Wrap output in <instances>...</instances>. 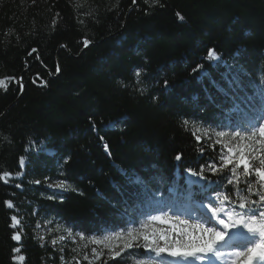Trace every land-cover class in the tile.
I'll list each match as a JSON object with an SVG mask.
<instances>
[{
    "label": "trees",
    "instance_id": "16d2710c",
    "mask_svg": "<svg viewBox=\"0 0 264 264\" xmlns=\"http://www.w3.org/2000/svg\"><path fill=\"white\" fill-rule=\"evenodd\" d=\"M0 80V175L27 160L21 189L0 180V264H18L19 248L24 264H60L35 234L41 219L86 239L141 230L201 201L185 175L213 164L205 179L238 202L216 149L192 133L230 132L236 103L260 107L264 0H0ZM60 182L64 194L45 187Z\"/></svg>",
    "mask_w": 264,
    "mask_h": 264
},
{
    "label": "snow or ice",
    "instance_id": "6c2138e0",
    "mask_svg": "<svg viewBox=\"0 0 264 264\" xmlns=\"http://www.w3.org/2000/svg\"><path fill=\"white\" fill-rule=\"evenodd\" d=\"M84 43L87 46L89 42L85 41ZM33 51L36 50L33 49ZM207 59L216 61L219 60V57L215 50L210 49ZM135 74L137 77L141 75L139 71ZM231 83L232 81H229V84ZM165 87H167V81H165ZM0 88L7 90L5 80H0ZM259 95L261 98L260 107L255 108L249 105L251 113L255 114L245 112L241 105L236 103L232 111L240 114V119L234 122L230 132L217 131L214 133L218 138L229 136L233 141L237 139L240 141L232 146L224 144L223 147L227 151L220 153L222 167L228 168L231 173V178L227 182L234 185L239 197L236 204H233L230 194H225L215 188L211 189L216 193L215 199L213 200L211 196L208 197L207 205H201L202 208H206V211L194 217L193 223L189 224L187 220L180 219L183 213H173L177 224H173L170 231L161 229L157 232L154 230L149 236L139 229L130 228L126 230V233L107 234L101 238L92 237L90 242L99 246V248L92 249L93 258L99 259L105 254L110 257L120 256L123 249L132 248L133 242L142 238L146 242L144 247L155 253L158 259L137 260L136 264H170L168 258H172L171 264H264V89L259 91ZM248 100L254 101V97H248ZM184 124L187 125L188 121H184ZM200 131V128H196L192 133L197 141L201 139L197 135V132ZM203 135L209 136L208 131L205 130ZM216 142L221 143V140L218 139ZM180 159L181 156L177 155L176 160ZM21 165H23V159H21ZM208 169L215 171L216 165H209ZM237 169L242 171L238 173ZM187 171L193 177H198L200 180L205 179L203 167L199 172L192 169ZM10 175L4 173L0 175V180L7 183L6 177ZM240 175L245 177L244 191L247 195H240ZM35 183H40V181H35ZM254 185L256 191L253 190ZM55 187L64 188V183L60 182ZM203 187L205 192L209 191L207 186ZM250 195L256 196L258 199H249ZM6 203L9 208L13 207L11 202ZM226 203L232 206L226 208ZM160 211L162 215H152L150 221L165 223L167 220L173 219V217H168L167 212L163 209ZM12 221L14 225L19 222L15 216L12 217ZM140 223L142 228L148 227V222L141 221ZM226 236H229V241L236 236L243 237L246 243L237 245L225 242ZM80 238L84 239L85 237L81 235ZM12 239L19 240L20 237L14 235ZM120 239L125 241L123 249L119 244L111 243L113 240ZM161 241H163V246L160 244ZM105 249L107 253H105ZM84 258L89 260L88 256ZM89 264H92L91 260H89Z\"/></svg>",
    "mask_w": 264,
    "mask_h": 264
},
{
    "label": "rangeland",
    "instance_id": "374dc122",
    "mask_svg": "<svg viewBox=\"0 0 264 264\" xmlns=\"http://www.w3.org/2000/svg\"><path fill=\"white\" fill-rule=\"evenodd\" d=\"M201 129V128H200ZM196 128L194 129V131ZM205 129H201L200 132H197V135L201 137L200 141H206L207 143L210 144V146H213L216 149L217 153V164L222 167V161L220 159V153L226 152L227 149L223 147L224 144H228L229 146H232L236 143H239L240 141L237 139L233 141L229 136H226L224 138H218L215 136V131L207 130L209 133V136H204L203 132ZM217 132V131H216ZM220 139L221 143H217L216 141ZM32 145V144H31ZM27 152H34V153H45L48 152L43 146L40 147H33V145L27 150ZM255 162V161H254ZM27 160L23 159V165H21L22 173L17 175V176H9L6 177L8 180L7 184H11L16 189H21L20 185L17 187V184L15 181H21L24 175V170L26 166ZM231 167V166H229ZM225 168V167H224ZM209 170V169H208ZM241 170V169H240ZM214 171H210L205 173L204 175L207 177L208 175L212 178H214ZM4 181V180H3ZM185 181L184 188L186 187L187 190H190L189 187L192 188L193 194L200 192L201 193V199L204 202H208V197L211 196L213 200L215 199L216 193L215 191H211V189H218L221 192V187H219L217 184H215L211 179H204L200 180L198 177H193L189 173L185 175ZM5 182V181H4ZM35 182V181H34ZM6 183V182H5ZM34 184L33 187H38V183H32ZM52 185V187H50ZM57 184H46L45 187L48 189L53 194L61 195L67 192L66 186L64 188H57L55 187ZM207 186L209 189L208 192H205L204 187ZM40 187V186H39ZM211 193H213L211 195ZM208 196V197H207ZM198 200L195 199H187L184 202L181 201H176V206L175 208L170 207L167 211V216L168 217H173L171 220H167V217L165 219L167 222L165 223H160L159 221H148V227L146 228H141V232L144 234H147L149 236L152 235L153 231L159 232V230L163 229L165 231H170L172 229L173 224H177V221L175 220V217L173 216V213H183V215L180 216V219L187 220L189 224L194 222V217H196L199 212L206 211V208H202L201 205H207V203H197ZM233 204H235L233 202ZM232 205L226 203L225 207L230 208ZM13 209V207L11 208ZM239 210V209H237ZM210 215V213H209ZM16 217V216H15ZM17 220L19 221L14 225L12 221V228L15 232L14 235H19L20 239L15 240L17 243L21 242V220L16 217ZM225 219H227L225 217ZM71 233V235H69ZM116 233H122V232H115V233H107L111 235H115ZM36 236L38 239H40L41 243H50V246L58 253L57 255L59 256V261L60 264H89V260H91L92 264H136L137 260H155L158 259L155 256V253L151 252L150 250L146 249L144 247V244L146 243L142 238H140L137 242H133L134 246L132 248H127L123 249L124 245V239L120 240H113L111 243L113 245L119 244L121 246V255L116 256V257H110L109 255L105 254L102 255L99 259H94L93 254H92V249L94 247L99 248V246L94 245L90 242V239L92 238H84L81 239L80 236L73 235L72 232L63 229L62 227L52 224V222H47L44 220H39L36 224V231H35ZM107 234H102L99 237L96 238H101L104 235ZM175 234L173 233V236ZM231 235V233H229ZM63 237V239H61ZM127 239V237H125ZM226 240V239H225ZM55 241V243H53ZM161 246H163V241L160 242ZM237 245L240 244V242L236 243ZM120 250V249H117ZM21 249L19 248V251H16L15 253V258L14 260L18 264H24V257L21 254ZM105 253H107V250H104ZM85 256L89 257V260H85ZM23 257V259H20ZM169 261H172V258H168ZM49 264H57L56 262L49 263ZM171 264V262H170Z\"/></svg>",
    "mask_w": 264,
    "mask_h": 264
},
{
    "label": "bare ground",
    "instance_id": "6f19581e",
    "mask_svg": "<svg viewBox=\"0 0 264 264\" xmlns=\"http://www.w3.org/2000/svg\"><path fill=\"white\" fill-rule=\"evenodd\" d=\"M199 213H201V212H199ZM233 231H235V230H233ZM229 236H231V235H229ZM229 236L225 237V239H227V242H232V243H235V244L237 242H240L239 245H244L246 243V240L243 237H240V236L233 237V239L231 241H229ZM169 262H171V261H169Z\"/></svg>",
    "mask_w": 264,
    "mask_h": 264
}]
</instances>
